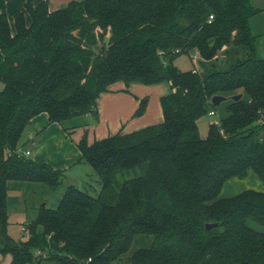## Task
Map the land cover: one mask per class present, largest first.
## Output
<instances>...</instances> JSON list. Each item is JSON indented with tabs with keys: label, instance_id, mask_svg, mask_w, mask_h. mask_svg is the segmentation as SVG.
<instances>
[{
	"label": "trees",
	"instance_id": "16d2710c",
	"mask_svg": "<svg viewBox=\"0 0 264 264\" xmlns=\"http://www.w3.org/2000/svg\"><path fill=\"white\" fill-rule=\"evenodd\" d=\"M262 10L252 0H71L55 10L27 0L12 25L0 0V252L9 264H264V231L251 225H264V191L219 196L250 170L264 181V56L251 27ZM192 50L202 68L181 70L176 58ZM118 81H168L163 120L93 142L85 133L78 147L100 190L67 185L15 239L11 183L55 190L64 179L19 152L32 118L47 112L69 131L75 117L98 118V97ZM236 93L202 137L212 97Z\"/></svg>",
	"mask_w": 264,
	"mask_h": 264
},
{
	"label": "crops",
	"instance_id": "0c3cea01",
	"mask_svg": "<svg viewBox=\"0 0 264 264\" xmlns=\"http://www.w3.org/2000/svg\"><path fill=\"white\" fill-rule=\"evenodd\" d=\"M26 1L6 0L8 15H12L15 9H24ZM41 1L43 0H33L35 4ZM47 1L49 9L55 10L66 6L71 0ZM170 91L171 86L168 81L154 84L141 82L126 84L123 81H118L98 97V118L90 114L75 117L70 121V124L76 126L66 131L60 123L50 121L47 112H41L32 118L31 123L25 129L19 149L30 150L29 156L31 155L35 160L45 159L53 167L63 170L64 178L70 181L69 184L77 185L78 181L88 182L86 179L88 176L89 178L91 177L94 169L81 158L82 154L78 147V142L82 136L86 133L88 141L93 142L95 139H101L117 132H130L161 122L164 116L160 97ZM142 100L147 102L145 111L141 115H134ZM40 184L22 181L20 186H14V188L17 189L24 186V188L33 189L39 186L42 187ZM88 185H91V180H89ZM97 185L98 187H94V189L99 191L100 185L98 181ZM61 196L62 194L60 193V198ZM60 198L57 199V202ZM11 258V254H2L0 252V264H9Z\"/></svg>",
	"mask_w": 264,
	"mask_h": 264
},
{
	"label": "rangeland",
	"instance_id": "374dc122",
	"mask_svg": "<svg viewBox=\"0 0 264 264\" xmlns=\"http://www.w3.org/2000/svg\"><path fill=\"white\" fill-rule=\"evenodd\" d=\"M252 2L254 5L259 6L263 9L259 14L252 17L251 19L252 31L257 36V53L258 56L262 57L264 56V0H252ZM9 17L13 24L12 15H9ZM194 56L198 58L197 63L193 62ZM175 64L181 70L192 69L195 66L198 69L202 68L200 56L196 50L181 54L176 58ZM3 88L4 82L0 81V91L3 90ZM225 114L226 111L224 103L222 102L220 105H217V109L214 114H207L201 117L198 120V126L201 136L205 137L208 134L209 123L219 121V119ZM70 121L68 122L71 123ZM30 157L32 156L30 155ZM90 178L88 176L86 180L88 182L89 180H91V185H88V182L78 181L76 183V186L95 195L98 192L97 189H94V187H98V176L96 175L95 171ZM21 182L22 181H14L11 183V189L8 196V213L10 222L8 226L10 232L9 234L16 239H24L28 237V231L22 229V227H26L27 221L38 213L39 207L45 202L49 207L57 206V199L60 198V193L63 194L62 192H64L66 186L70 183L68 179L64 178L61 186H59L55 190L51 189L44 183L40 184L43 188L39 186L37 188L27 189L23 186L15 189L14 186H20ZM248 188L264 191V181L253 170H250L244 177H232L228 179L223 185L219 196H232ZM251 225L257 230L264 231V225H260L255 222H251Z\"/></svg>",
	"mask_w": 264,
	"mask_h": 264
},
{
	"label": "water",
	"instance_id": "95a60500",
	"mask_svg": "<svg viewBox=\"0 0 264 264\" xmlns=\"http://www.w3.org/2000/svg\"><path fill=\"white\" fill-rule=\"evenodd\" d=\"M221 61L223 62V59H221ZM243 96V93H236L229 96L226 95H221V94H216L212 97V103L217 106L219 105L222 101L228 100L229 98H232L233 100H238ZM218 223L217 222H208L206 223V228L210 229L213 228L215 226H217Z\"/></svg>",
	"mask_w": 264,
	"mask_h": 264
},
{
	"label": "built area",
	"instance_id": "2783aa9c",
	"mask_svg": "<svg viewBox=\"0 0 264 264\" xmlns=\"http://www.w3.org/2000/svg\"><path fill=\"white\" fill-rule=\"evenodd\" d=\"M212 17V15H211ZM193 62L194 63H197L198 62V58L196 56L193 57ZM215 112L214 111H211L210 114H214ZM19 152L20 153H23V154H26V155H29L30 154V150H20L19 149ZM23 229H25V227H23Z\"/></svg>",
	"mask_w": 264,
	"mask_h": 264
}]
</instances>
